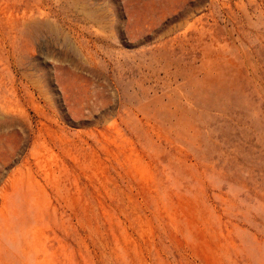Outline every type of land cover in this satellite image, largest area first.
I'll return each instance as SVG.
<instances>
[{
    "label": "rangeland",
    "instance_id": "obj_1",
    "mask_svg": "<svg viewBox=\"0 0 264 264\" xmlns=\"http://www.w3.org/2000/svg\"><path fill=\"white\" fill-rule=\"evenodd\" d=\"M0 264H264V0H0Z\"/></svg>",
    "mask_w": 264,
    "mask_h": 264
}]
</instances>
